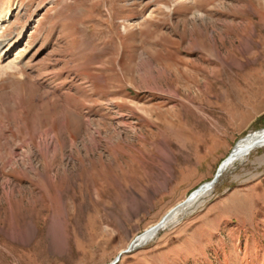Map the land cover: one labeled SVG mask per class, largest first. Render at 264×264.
Returning a JSON list of instances; mask_svg holds the SVG:
<instances>
[{"label":"rangeland","instance_id":"1","mask_svg":"<svg viewBox=\"0 0 264 264\" xmlns=\"http://www.w3.org/2000/svg\"><path fill=\"white\" fill-rule=\"evenodd\" d=\"M9 9L0 264H111L264 128V0ZM187 213L115 264H264V143Z\"/></svg>","mask_w":264,"mask_h":264},{"label":"bare ground","instance_id":"2","mask_svg":"<svg viewBox=\"0 0 264 264\" xmlns=\"http://www.w3.org/2000/svg\"><path fill=\"white\" fill-rule=\"evenodd\" d=\"M10 17H11L10 9L0 15V30L3 29L5 22L8 21ZM15 44H16V41H12L11 43L2 47V41L0 40V59H2L3 57H6L7 54L11 52ZM9 67H10V64L5 65V66H0V70L5 71V69ZM261 143H264V128L259 129L255 132H251L247 134L245 137H243L242 139H240L232 148L233 154L223 159L222 162L220 163L221 173L226 168L231 166L236 160L241 159L248 151L252 150L253 148H255ZM211 188L204 187L198 192H192L186 203H184L178 209L170 213L166 221V226L176 223L178 221L179 215H181L182 213H187L191 210L196 209L202 203L205 197L210 193ZM155 234L153 235L152 230L148 228L137 239H134L135 241H133L134 242L133 244L135 245L139 244L138 247H140L144 245L145 243L149 242L155 236ZM138 247H135L134 249Z\"/></svg>","mask_w":264,"mask_h":264},{"label":"water","instance_id":"3","mask_svg":"<svg viewBox=\"0 0 264 264\" xmlns=\"http://www.w3.org/2000/svg\"><path fill=\"white\" fill-rule=\"evenodd\" d=\"M233 154V149H231V151L229 152V154L227 155V157H229L230 155H232ZM221 165L219 164L218 165V167H217V169H216V171H215V174L213 175V177L210 179V180H208V181H206V182H204V183H202V184H200L198 187H196L192 192H198V191H200L201 189H203L204 187L205 188H211V187H213L216 183H217V181H218V179H219V176H220V174H221V167H220ZM192 192H190L189 193V195L187 196V197H185L181 202H179V203H177L175 206H173L172 208H170L160 219H159V221L157 222V223H155L153 226H151L150 227V229L152 230V232H153V235L155 234V233H158V231L160 230V229H163V228H165V226H166V221H167V218H168V216L170 215V213L171 212H173L174 210H176V209H178L180 206H182L184 203H186L187 201H188V198H189V196H190V194L192 193ZM134 241V240H133ZM133 241H131L130 242V244L128 245V247L126 248V249H124V250H122L118 255H117V257L113 260V262L111 263V264H115L119 259H120V257H121V255H123V254H125V253H128V252H131L135 247H138L139 246V244L138 245H135V244H133L134 242Z\"/></svg>","mask_w":264,"mask_h":264}]
</instances>
